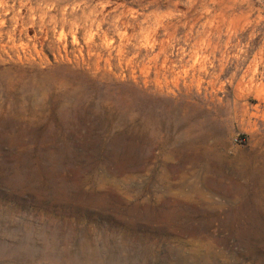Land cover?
Masks as SVG:
<instances>
[{"label": "rangeland", "instance_id": "1", "mask_svg": "<svg viewBox=\"0 0 264 264\" xmlns=\"http://www.w3.org/2000/svg\"><path fill=\"white\" fill-rule=\"evenodd\" d=\"M0 264H264V0H0Z\"/></svg>", "mask_w": 264, "mask_h": 264}, {"label": "bare ground", "instance_id": "2", "mask_svg": "<svg viewBox=\"0 0 264 264\" xmlns=\"http://www.w3.org/2000/svg\"><path fill=\"white\" fill-rule=\"evenodd\" d=\"M186 126V125H184ZM186 129V128H185ZM184 129V130H185ZM181 136L183 138L181 139H178L179 137H176L174 138L175 141L177 140H181L182 143H186V142H192V138H191V135H190V131L187 129L185 132H182L181 133ZM165 142H167V140H165ZM191 145V144H190ZM144 147L143 146H138V145H135V146H132L128 149H124V150H119L118 153H117V156H118V159H117V164L118 166H125L127 167L128 166H132L133 168H138L137 166L143 164V165H147L149 166V162L148 160L143 162L141 160H138L139 157H140V152L142 154V152H144V150H140V149H143ZM176 148V147H175ZM186 148H188V146H184V145H181V148L178 147V151L180 150V152H182V150H185ZM188 151V150H187ZM190 151V150H189ZM138 152V154H137ZM168 154H169V157L171 156L172 152H173V148L172 149H168ZM191 153V152H190ZM180 154V153H179ZM176 156V155H175ZM157 160V159H155ZM143 162V163H142ZM157 162V161H156ZM203 163H201V166L198 167L199 168V171L196 170V173L194 171V174L190 173V172H184V171H180L179 169V175L177 176L178 179H179V182H178V185L177 187L174 186V185H171L169 183H166V184H161V186L164 188L165 191H171L172 190V187L175 188V190H177V198H182L183 201H179L178 204H184L183 202L185 201L186 203H190L193 198H197L198 201L200 199H203L207 196L208 193L210 192H213L214 191L212 189H210L209 187H205L202 183V178L204 176V174L206 173L207 169H208V163L206 162L205 159H203L202 161ZM190 166V165H189ZM134 169V170H135ZM128 170V169H127ZM134 172H137L136 170ZM150 172V171H148ZM136 174V173H135ZM121 175V174H120ZM128 175V174H127ZM132 178H135L134 175H132ZM107 177V176H105ZM128 178L126 179L128 182H130L131 180V177L130 175L129 176H125V178ZM192 177L194 178V181H191L190 182V179H192ZM124 178V179H125ZM101 186V185H100ZM111 186L115 187L116 190L118 191H121L122 189H120V182L117 181L115 178H114V181L111 183ZM185 187H190V193H186L185 191ZM101 188V187H100ZM105 195V194H104ZM211 195V194H210ZM224 195V194H223ZM225 196V195H224ZM222 199V198H221ZM230 197L227 196V199H224L225 202L227 204H229L230 202ZM81 205L78 206V207H75V206H67L64 211H68V212H79L80 215H92L93 218L96 220L98 218V214L100 211L99 210H106V208H109L110 206H112V202L110 201L109 197H105V196H97V195H87V194H84V196L81 197ZM158 200V199H157ZM207 200V199H206ZM70 201V200H69ZM210 201V199L208 201H202V202H205V203H208ZM222 201V200H221ZM196 201H193V203H195ZM200 202V201H199ZM223 202V201H222ZM200 205V204H199ZM181 206V205H180ZM65 207V206H64ZM217 208V207H216ZM153 209V208H151ZM148 212V213H144L142 214V219L144 221H147V222H152L153 220H156L158 219L159 221H161L162 223H165L167 224L166 225V228H162L161 229V233L163 232H166L167 230H171L172 228H174L176 226V223L179 219H180V216H181V213L179 210H177L176 212H172V214L170 215L169 211L167 210H163L162 209H159V212L158 211H154V210H151ZM183 209V208H182ZM111 210V209H110ZM139 210V209H138ZM144 210V209H143ZM132 212V210H131ZM74 214V213H73ZM105 214V213H104ZM66 215V214H65ZM138 217V216H137ZM139 218H140V215H139ZM112 220V219H111ZM136 222H139L141 221V219H136L135 220ZM143 222V221H142ZM179 222V221H178ZM92 224V223H91ZM174 224V225H173ZM93 226V225H92ZM88 227V226H86ZM98 227V226H97ZM176 228V227H175ZM174 228V229H175ZM179 228V227H178ZM109 229V228H108ZM173 229V230H174ZM108 231V230H107ZM141 231V230H140ZM109 232V231H108ZM132 232V231H131ZM109 235V234H108ZM114 235V234H113ZM116 236V235H115ZM117 237V236H116ZM88 239V238H87ZM135 239V238H133ZM132 239V240H133ZM146 239V238H145ZM137 240V239H135ZM101 245V244H100ZM83 261V260H82ZM88 261V260H87ZM105 262V261H104ZM83 263V262H82ZM93 263V262H92Z\"/></svg>", "mask_w": 264, "mask_h": 264}]
</instances>
